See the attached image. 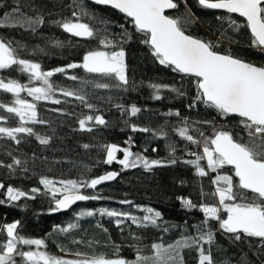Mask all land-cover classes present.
Returning a JSON list of instances; mask_svg holds the SVG:
<instances>
[{"label": "trees", "instance_id": "16d2710c", "mask_svg": "<svg viewBox=\"0 0 264 264\" xmlns=\"http://www.w3.org/2000/svg\"><path fill=\"white\" fill-rule=\"evenodd\" d=\"M17 6L21 7L26 16L42 14L46 23L36 31L27 26H8L17 18L13 14ZM187 6L199 18L190 27L192 35L206 40H220V51L230 49L233 55L257 66H264V52L251 45L249 30L246 27H241L239 31L232 30L226 17L231 16L241 25L246 23L244 19L222 11L204 9L197 0H188ZM81 7L89 14L82 18L83 22L96 26L100 31L106 29L110 37L118 38L122 34L121 25L132 34L131 42L123 45L129 85L95 88L94 84L104 82L105 78L87 73L82 68L70 69L67 74L57 73L51 78L55 85L74 91L81 90L94 108L88 109L75 97H65L57 91L55 98L61 101L60 104L34 101L39 117L47 123L27 125L39 135L50 137L49 144L42 145L35 136L26 134H21V143L18 145L8 138H0V162L5 165L0 166V183L5 186L0 189V200L5 201L0 204V246L8 239L4 226L19 221L18 234L27 239H43L46 247L41 249L45 252H81L87 257L105 255L111 258L119 255L128 261H135L138 250L141 255L152 256L153 244L175 245L183 237L198 236L197 226L204 227L202 221L205 214L199 207L185 208L179 197L190 198L197 204L217 203V199L211 195L215 190L212 180L217 173L208 170V176L200 177L194 166L184 162L195 159L190 153H202V146L198 147L179 135L177 129L184 126L182 121H188L189 134L198 139H203L200 132L205 137L211 136L214 128L231 131L245 139L247 132L239 124L240 118L237 116L224 117L203 102H196L195 107H189L197 93L195 78L160 65L150 48L141 42L142 34L135 31L131 20L113 8L87 0H0V20L5 23V27L0 28V37L23 45L19 49L20 57L40 63L43 70L80 63L87 51L99 47L97 40L73 37L54 21L70 19L71 13L79 12ZM184 11L185 5L181 2L179 9L170 10L166 14L176 16ZM6 14L9 19H5ZM101 20L104 24H100ZM57 41L62 46H57ZM72 75L81 79L73 81L68 78ZM0 78L29 83L28 75L22 73L19 66L0 70ZM153 83L169 86L159 93L162 99H154V91L149 87ZM39 84L33 82L30 86ZM172 87L181 89L185 94L178 95L171 91ZM21 96L30 101L33 99L26 92L21 93ZM12 100V94L0 90V102L9 103ZM133 104L141 108L136 116L126 111ZM117 105L123 107L118 108ZM176 111H179L180 116L166 115ZM0 115L9 114L0 109ZM86 115H102L108 123L106 126L90 124L93 128L91 132L80 130L78 121ZM17 124L18 118L10 117L4 126L15 127ZM133 124L150 131L134 132L131 128ZM85 144L89 147L85 148ZM107 144L129 147L133 153L150 160L168 161L175 158L177 162L154 167L150 171L143 166L124 169L117 161L112 164L104 162L106 151L103 145ZM13 157L21 159L24 164L14 166V169L7 168L6 165L13 162ZM117 157L122 159L123 153H117ZM201 163L206 165V161ZM110 171L120 175L96 189H81L84 194L98 195L103 199L79 201L67 211H53L55 200L40 183L44 177L54 182L86 180ZM218 172L221 175L233 174L231 166H225ZM234 183H238V178L234 177ZM9 186L28 193V196L18 201H9L6 196ZM33 188H39L40 192L32 193ZM61 196L57 194V198ZM123 200L132 203H120ZM101 208L130 213L138 221L147 215L145 208H152L161 213V218L156 225L147 226L121 218L124 222L117 226L116 217L99 214ZM87 211H94L96 215H80ZM69 224L76 227L60 231L62 228L67 229ZM207 228L213 231L214 240L204 247L211 250L215 264H258L264 259V249L261 247L264 242L258 238L244 237L236 241L231 234L219 230V222L215 220H209ZM30 248L18 245L20 251ZM61 248L65 251L62 252ZM182 256L183 264H198L199 253L196 247L183 249ZM15 260L16 264H28L19 255L15 256Z\"/></svg>", "mask_w": 264, "mask_h": 264}, {"label": "snow or ice", "instance_id": "6c2138e0", "mask_svg": "<svg viewBox=\"0 0 264 264\" xmlns=\"http://www.w3.org/2000/svg\"><path fill=\"white\" fill-rule=\"evenodd\" d=\"M94 2L117 9L130 18L135 31L142 34L141 42L150 48L160 65L195 78L197 93L189 107H195L196 102H203L224 117L232 115L239 117V124L247 132V138L234 135L228 130L214 128L211 136L205 137L203 132H200L199 135L203 139H198L189 134L187 120H183L184 126L177 129L182 138L198 147L202 146V153L192 152L190 154L195 159L184 162L194 166L196 174L200 177L208 176V170L217 173L212 180L215 190L211 193L217 199V203L197 204L190 198L179 197L185 208L199 207L205 214V219L202 221L204 227L197 226L198 236L183 237L175 245L153 244L152 256L141 255L138 250L135 261H128L119 255L115 258L105 255L87 257L81 252L73 253L75 258L70 259L40 251L41 247H46L45 241L20 236L17 232L20 222L15 221L4 226L8 239L0 246V264H16V255L23 257L28 264H183L182 250L192 247H196L199 253L198 264H215L211 250L204 247L205 244H212L214 240L213 231L207 228L209 220L218 221L219 230L231 234L236 241L248 237L258 238L264 242V66L247 62L233 55L230 49L220 51V40H206L192 35L190 27L196 24L199 18L188 8V0H94ZM181 2L185 5L182 14L176 16L166 14L167 10L179 9ZM197 3L204 9L223 10L227 14H237L244 18L246 23L241 25L231 16L226 17L232 30L239 31L241 27H246L250 31L251 45L264 52V0H197ZM13 14L17 18L8 25L11 27L27 26L32 31H36L46 23L42 14L35 17L24 15L20 6L13 10ZM88 15L81 7L79 12L71 13L70 19L54 21L71 36L95 39L99 45L98 48L87 51L80 63H69L65 67L43 70L40 63L20 57L19 49L23 45L0 37V70L19 66V70L26 73L29 80L28 84H24L15 79L6 81L5 78H0V90L14 97L9 103L0 102V109L9 114L0 115V138H8L18 145L21 143V134H26L35 136L42 145L49 144L50 137L39 135L27 125L47 123L39 117L37 104L34 101H51L60 104L61 101L55 98L57 91L65 97H75L88 109L94 108L93 104L87 102L86 94L81 90L74 91L55 85L51 78L57 73L67 74L70 69L82 68L87 73L105 78L104 82H96L95 88L109 89L129 85L126 51L123 45L131 42L132 34L121 25L122 34L118 38L110 37L106 29L100 31L96 26L83 22L82 18ZM5 19H9L7 14ZM100 24H104V21L101 20ZM3 27H5L4 20H0V28ZM221 36L225 37V34L221 33ZM56 44L62 46L60 41ZM68 78L73 81L81 79L76 75ZM33 82L40 84L30 86ZM149 87L153 89L154 99L157 100L162 99L159 94L161 90L169 88L168 85L155 83L150 84ZM171 91L178 95L185 94L175 87H172ZM24 92L28 97L33 98L32 101L21 96ZM117 107L123 106L117 105ZM126 111H130L131 116H136L141 112V108L133 104ZM166 115L180 116V113L176 111ZM10 117L18 118L17 126H4ZM78 123L80 130L91 132L93 128L89 126L90 124L106 126L108 122L102 115H86L79 119ZM131 128L134 132L150 131L148 128H138L135 124ZM84 147L88 148L89 145L85 144ZM103 148L106 151L104 162L112 164L117 161L124 169L143 166L150 171L154 167L177 162L175 158L168 161L150 160L141 154L133 153L129 147L121 148L117 144L103 145ZM172 151L174 153L175 149ZM119 152L123 153V158L117 160ZM202 161H206V165L202 164ZM23 164L21 159L13 157V162L6 167L14 169V166ZM0 166L5 165L0 162ZM225 166H231L232 175L219 174L218 170ZM119 175L118 172H108L86 180H61L60 188H55L54 181L47 177L41 178L40 183L49 190L55 200L53 211H58L69 208L77 201L103 199L98 195L84 194L81 189H96L98 185L115 180ZM234 177L238 178V183H234ZM4 188V184L0 183V189ZM31 192L37 193L40 189L33 188ZM58 192L62 193V198H57ZM6 196L9 201H18L28 196V193L9 186L6 189ZM3 203L5 201L0 200V204ZM120 203L131 204L132 201L123 200ZM144 211L147 215L139 221L130 213L107 208H101L99 214L116 217L117 226L124 222L121 218L130 219L133 224L156 225L161 213L152 208H145ZM80 215L93 216L96 213L87 211L81 212ZM74 227L76 225L69 224L67 229L62 228L60 231ZM20 244L35 245L37 250L20 251L18 249ZM261 247L264 249V243ZM61 251L64 252L65 249L61 248Z\"/></svg>", "mask_w": 264, "mask_h": 264}, {"label": "rangeland", "instance_id": "374dc122", "mask_svg": "<svg viewBox=\"0 0 264 264\" xmlns=\"http://www.w3.org/2000/svg\"><path fill=\"white\" fill-rule=\"evenodd\" d=\"M119 159H121V158H119V157H117V160H119ZM54 187L55 188H60L61 187V185H60V183L59 182H54ZM57 194H62V193H60V192H58ZM27 246H30L31 248L30 249H28L27 251H29V250H31V251H36L37 250V248H36V246L35 245H27ZM40 251H43L41 248L39 249ZM48 253V252H47ZM48 254H50V255H54V256H63V257H65V258H75L72 254H61V253H48Z\"/></svg>", "mask_w": 264, "mask_h": 264}, {"label": "water", "instance_id": "95a60500", "mask_svg": "<svg viewBox=\"0 0 264 264\" xmlns=\"http://www.w3.org/2000/svg\"><path fill=\"white\" fill-rule=\"evenodd\" d=\"M87 1H89V2H92V3H94V4H96L95 2H94V0H87ZM97 5H99V4H97ZM101 6H106V5H101ZM107 7H110V6H107ZM111 8V7H110ZM115 10H117V9H115ZM117 11H119V10H117ZM168 11H170V10H167V12ZM217 11H222V12H224L223 10H217ZM166 12V13H167ZM121 13V12H120ZM123 14V13H122ZM124 15V14H123ZM234 15H237V14H234ZM238 16V15H237ZM239 17V16H238ZM241 18V17H240ZM130 19V18H129ZM242 19H244V18H242ZM250 32V31H249ZM110 172H114V171H110ZM108 173V172H107ZM106 174V173H105ZM104 175V174H103ZM101 176V175H100ZM113 181V180H112ZM112 181H107V182H104V183H102V184H105V183H109V182H112ZM102 184H100V185H102ZM100 185H98V186H100ZM60 198H62V196L60 197ZM79 201H77L76 203H74V204H72L69 208H67V209H61L60 211H67V210H69L73 205H75V204H77Z\"/></svg>", "mask_w": 264, "mask_h": 264}, {"label": "built area", "instance_id": "2783aa9c", "mask_svg": "<svg viewBox=\"0 0 264 264\" xmlns=\"http://www.w3.org/2000/svg\"><path fill=\"white\" fill-rule=\"evenodd\" d=\"M258 264H264V259L261 262H259Z\"/></svg>", "mask_w": 264, "mask_h": 264}]
</instances>
